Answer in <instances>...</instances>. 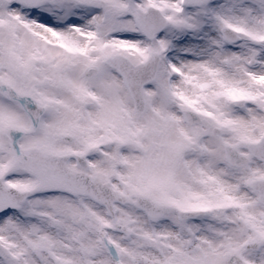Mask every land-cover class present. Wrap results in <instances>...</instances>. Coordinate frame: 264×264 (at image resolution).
<instances>
[{
	"label": "snow or ice",
	"instance_id": "6c2138e0",
	"mask_svg": "<svg viewBox=\"0 0 264 264\" xmlns=\"http://www.w3.org/2000/svg\"><path fill=\"white\" fill-rule=\"evenodd\" d=\"M0 264H264V0H0Z\"/></svg>",
	"mask_w": 264,
	"mask_h": 264
}]
</instances>
